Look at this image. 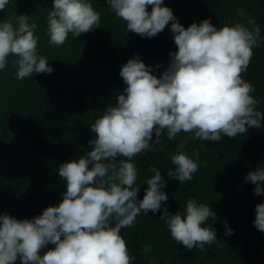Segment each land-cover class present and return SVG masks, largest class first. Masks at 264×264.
<instances>
[{
	"label": "clouds",
	"instance_id": "1",
	"mask_svg": "<svg viewBox=\"0 0 264 264\" xmlns=\"http://www.w3.org/2000/svg\"><path fill=\"white\" fill-rule=\"evenodd\" d=\"M8 3L0 0V10ZM106 3L126 22L127 31L142 38L155 37L171 22L177 50L170 52L168 67L159 77L139 56L122 65L119 75L127 87L91 125L95 134L89 141L91 150L58 166L66 185L62 201L32 219L0 214V264L17 260L20 264H131L135 257L129 255L121 229L132 227L141 214L160 212L162 202L160 218L166 221L172 239L189 251L203 250L217 241L216 229L203 226L215 217L212 208L188 198L181 211L170 214L163 191L167 181L155 167L150 168L154 174L145 181V194L138 200L139 173L132 158L151 151L165 130L169 140L184 132L193 133V139L217 142L264 127V112L257 109L259 101L251 95L256 89L241 77L253 48L260 46L255 20L247 21L251 29L240 22L217 27L210 19L185 28L164 0ZM237 13L243 15L240 9ZM29 19L20 14L0 21V71L14 56L11 63L17 79L54 71L38 52V26ZM99 21L91 0H53L46 32L49 43L62 46L69 33L76 38L98 29ZM184 147L181 142L171 155L175 171L167 172L180 184L191 181L199 170L198 154L193 159ZM245 179L256 185L254 195H264V167L248 172ZM253 224L264 232V202L255 206ZM225 229L226 235L234 233L227 222ZM49 244L54 248H48ZM42 249H47L43 255Z\"/></svg>",
	"mask_w": 264,
	"mask_h": 264
},
{
	"label": "trees",
	"instance_id": "2",
	"mask_svg": "<svg viewBox=\"0 0 264 264\" xmlns=\"http://www.w3.org/2000/svg\"><path fill=\"white\" fill-rule=\"evenodd\" d=\"M91 2L100 15L99 28L76 38L69 33L62 46L50 44L46 34L53 0H9L0 10V21L24 14L37 24L38 52L54 69L51 74L17 79L11 63L16 57L10 56L8 67L0 71V214L32 219L58 205L66 192L58 166L91 150L89 141L95 138L91 125L127 87L119 75L122 65L139 56L159 77L168 67L170 52L177 50L171 22L155 37L142 38L127 31L126 22L115 16L106 0ZM164 5L185 28L210 19L217 27L240 22L251 29L247 21L255 20L260 46L253 48L241 77L256 89L251 95L264 112V0H164ZM181 142L190 157L199 156V170L183 184L167 176L169 170L175 171L171 155ZM132 159L139 173L138 200L145 194V181L154 174L150 168L159 169L167 181L163 191L168 212L181 211L188 198L209 205L216 215L203 226L216 229L217 241L189 251L173 240L160 218L162 202L160 212L141 214L132 227L121 229L129 255L135 257L131 264H264V232L253 224L255 206L264 202V195H254L256 185L245 179L248 172L264 167V127L217 142L193 139V133L184 132L169 140L165 130L159 144ZM225 222L234 230L232 235L225 234Z\"/></svg>",
	"mask_w": 264,
	"mask_h": 264
}]
</instances>
